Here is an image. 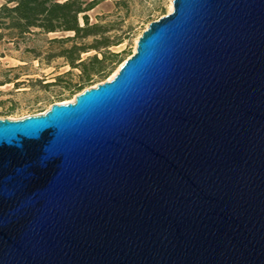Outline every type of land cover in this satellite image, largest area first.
<instances>
[{
    "label": "water",
    "instance_id": "95a60500",
    "mask_svg": "<svg viewBox=\"0 0 264 264\" xmlns=\"http://www.w3.org/2000/svg\"><path fill=\"white\" fill-rule=\"evenodd\" d=\"M0 264H264V0H172L111 79L0 119Z\"/></svg>",
    "mask_w": 264,
    "mask_h": 264
},
{
    "label": "rangeland",
    "instance_id": "374dc122",
    "mask_svg": "<svg viewBox=\"0 0 264 264\" xmlns=\"http://www.w3.org/2000/svg\"><path fill=\"white\" fill-rule=\"evenodd\" d=\"M171 10L172 0H102L87 13L89 21L108 26L110 39L118 37L122 42L108 49L116 57L107 55L101 68L95 65L87 80L79 68H73L64 57L58 56L61 47L70 43L50 42L72 34H44L34 30L17 36L1 29L0 119L17 120L42 114L53 103L71 102L84 89L111 79L133 54L137 39L149 23ZM96 53L89 50L80 57L87 60ZM79 86L83 87L80 91Z\"/></svg>",
    "mask_w": 264,
    "mask_h": 264
},
{
    "label": "trees",
    "instance_id": "16d2710c",
    "mask_svg": "<svg viewBox=\"0 0 264 264\" xmlns=\"http://www.w3.org/2000/svg\"><path fill=\"white\" fill-rule=\"evenodd\" d=\"M0 5V30L14 32L17 36L37 30L40 33H70L71 36L53 39L51 43H70L61 47L58 56L64 57L73 68H79L82 77L101 68L107 55L116 57L108 50L119 45L121 38L110 39L111 30L99 23H90L88 12L102 0H2ZM89 50L97 53L87 60L80 55ZM101 54V58L98 57ZM121 63V60H117ZM97 70L96 72H98ZM83 87L79 86L80 91Z\"/></svg>",
    "mask_w": 264,
    "mask_h": 264
}]
</instances>
